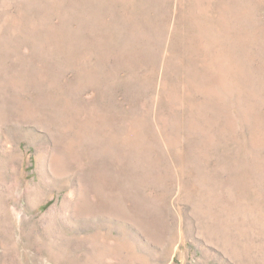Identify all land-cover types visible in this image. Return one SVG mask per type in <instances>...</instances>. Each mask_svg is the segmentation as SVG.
Masks as SVG:
<instances>
[{"label":"rangeland","instance_id":"374dc122","mask_svg":"<svg viewBox=\"0 0 264 264\" xmlns=\"http://www.w3.org/2000/svg\"><path fill=\"white\" fill-rule=\"evenodd\" d=\"M0 264H264V0H0Z\"/></svg>","mask_w":264,"mask_h":264}]
</instances>
